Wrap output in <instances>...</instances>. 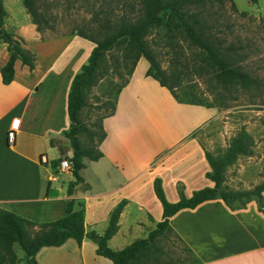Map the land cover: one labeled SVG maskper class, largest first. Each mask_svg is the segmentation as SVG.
Instances as JSON below:
<instances>
[{
  "label": "crops",
  "instance_id": "crops-1",
  "mask_svg": "<svg viewBox=\"0 0 264 264\" xmlns=\"http://www.w3.org/2000/svg\"><path fill=\"white\" fill-rule=\"evenodd\" d=\"M17 1L21 0H15ZM3 4L6 6L5 0ZM5 9L7 14L4 27L21 36L25 47L29 40L41 44L40 32L26 9L25 17L32 29L30 39L25 37L21 29H15L13 24L11 26L8 24L10 11L8 7ZM32 52L35 54V65L32 69L17 58L14 62V76L10 82L4 83L0 73L1 206L28 219L41 222L63 215L69 197L74 198L76 202L83 203L85 200L83 218L85 231H88L93 229L97 219L94 214L89 215V206L86 202L92 197L89 191H96L95 195L99 196L97 205L106 201L104 196H110L107 214L103 217L108 215L109 218L114 206L125 199L126 203L119 215L118 230L108 240L110 241L121 231L123 216L132 212L128 207L130 202L137 201V207L141 208L139 190L146 181L150 182L159 177L163 185L165 178L168 177L176 188H182L179 192H184L186 176L195 174L193 182L208 185L206 183L210 179L205 176V172L210 167L204 154V149L207 148L203 147L196 131L201 127L205 128L213 115L203 121L199 119L190 127V115L194 120L196 114H201L205 110L201 108L208 106L179 100L169 90L167 93L163 89L166 87L159 83L156 85L152 79H148L150 75L145 73V78L136 77L133 69L128 81L115 97L114 111L101 118L105 136L98 144V148L102 155L95 160L82 158L84 167L80 169V174L83 182L76 184L73 192L68 194V182L74 179V176L70 168L62 169L59 162L52 163L48 152L56 146L60 156L58 160L63 158L59 146L63 147L66 155L72 154L63 131L70 125L67 113L70 81L79 68L69 70L66 66L57 70L52 64L41 68L40 54ZM8 56L6 43L0 41V68ZM150 90L161 93L169 101L173 100L172 103L178 107L177 110L183 113L180 120L185 131L164 149L151 154L146 144L148 137L143 134L142 125V119L147 121V118L142 116L146 114ZM14 118H18L19 123L15 130L14 142L9 144L6 142V131ZM88 168L91 170L89 173ZM59 169H62V175ZM145 174L149 175L148 179L139 181ZM261 200L264 201V191ZM204 202L208 201L205 200L194 208H199ZM247 205L236 210L226 207L219 212L204 214L194 230L200 235L199 240L204 242L205 247H189L188 241L182 239L177 227L170 224L171 231L183 243L186 242L184 243L186 248L199 264H264V209L249 212ZM74 207H78L77 203ZM88 217L92 218L87 221ZM124 234L121 232V235ZM96 247L97 244L87 236H84L80 243L70 237L58 246H42L35 257L41 264H113L109 258L96 253Z\"/></svg>",
  "mask_w": 264,
  "mask_h": 264
},
{
  "label": "trees",
  "instance_id": "trees-1",
  "mask_svg": "<svg viewBox=\"0 0 264 264\" xmlns=\"http://www.w3.org/2000/svg\"><path fill=\"white\" fill-rule=\"evenodd\" d=\"M87 1V0H85ZM134 1V2H133ZM129 3V12L113 13V9H94L93 18L97 26L90 33L81 28L77 34L88 38L94 45L87 57V61L80 65L70 81L67 94V113L70 120L69 128L63 131L71 155H66L63 147L59 146L62 157L71 162L70 170L74 179L68 182L67 191L71 194L75 185L83 182L80 169L84 167L83 157L97 159L102 155L98 144L105 136L102 122L97 128H91L82 118V110L88 105L91 89L109 72H115L121 80L117 89L128 81L121 68L129 67L130 74L137 60L144 56L148 60L146 74L166 87L178 99L177 88L185 77V63L172 60L167 68L161 66L155 49L150 45L148 35L153 28L169 27L180 30L186 39L197 46L203 53L200 61H194L193 68L206 85L211 98L202 97L194 103L208 107H228L229 100L236 99L239 92L247 93L254 101V96L264 100V79L251 72L244 63L245 53L234 43L223 44L215 35L209 24L201 15L200 6L208 0H133ZM255 1V0H253ZM38 0H22V4L30 15L31 21L41 30L44 19L38 8ZM99 10V11H100ZM7 11L0 0V41L6 43L9 56L1 66V79L8 83L14 76V62L19 58L30 69L35 65V54L23 45V38L13 31L2 27L5 24ZM116 99V98H115ZM115 99H107L106 105L110 114L115 109ZM190 102V101H188ZM104 114V115H106ZM80 135L95 143L84 144ZM254 139L251 133L241 126L229 139L228 144L220 151L213 153L204 149L210 169L205 172L213 184L205 185L185 195L179 192L175 201L167 199L161 179L155 177L153 189L162 206V218L148 231L146 236L136 238L122 248L115 249L108 244V240L118 230L119 215L126 203L120 200L111 210L108 223L103 232L94 229L85 231L83 218V203L69 197L66 211L63 215L46 221L28 219L13 210L0 205V264H16L18 255L15 244L24 251L27 264H41L35 257L36 252L46 245H61L67 238H74L80 243L84 236L96 244V253L109 258L113 264H134L148 259L150 249L158 248L156 239L171 231L169 219L178 210L194 208L201 202L220 198L231 209L245 207L252 198H257L262 205L264 178L251 188L232 189L225 185L226 170L239 156L252 155ZM85 186L87 184L85 183ZM239 202L234 205L233 202ZM77 203L78 207L74 205ZM262 210V207L259 208Z\"/></svg>",
  "mask_w": 264,
  "mask_h": 264
},
{
  "label": "rangeland",
  "instance_id": "rangeland-1",
  "mask_svg": "<svg viewBox=\"0 0 264 264\" xmlns=\"http://www.w3.org/2000/svg\"><path fill=\"white\" fill-rule=\"evenodd\" d=\"M10 1L5 0V7H8L10 11L8 24L10 26L13 24L15 29H21L25 37L30 39L32 29L28 26L22 0L17 2L13 0L12 3ZM132 1L38 0L39 11L44 17L41 21L42 28L39 31L42 45L29 40L26 47L40 54L39 66L41 68L52 64L57 70L66 66L69 70H77L82 63L87 61L94 45L88 38L78 35L77 29L81 28L85 33L94 30L97 26V21L93 18L94 9L101 12L100 9L110 7L113 13L120 14L123 11L129 12L131 9L129 3ZM200 9L202 18L209 24L211 31L222 40L223 44L234 43L240 46V51L246 55L243 60L244 65L252 73L264 79V0H208L200 6ZM148 40L155 49L162 67L167 68L172 60L186 64L185 77L176 90L179 100L194 102L202 97L211 98L203 79L196 74L193 68L194 61H200L203 53L197 46L190 43L180 30L169 27L153 28L148 35ZM148 65V60L141 56L134 67V75L145 78ZM128 70L129 67L126 66L121 68L126 77L129 76ZM147 78L159 85L150 76ZM121 80L115 72H109L91 89L88 105L82 110V118L91 128L96 129L97 123L108 111L102 102L115 99ZM163 89L169 93L167 88ZM250 98L247 93L239 92L236 99L229 100L228 107L201 108L205 110L201 114H196L194 120L190 115V127L199 119L203 121L213 115L205 128L201 127L196 131L203 147L213 153L223 149L241 126H245L253 136V154L250 157L249 155L239 156L226 170L224 183L232 189L251 188L256 181L264 177V100H260L262 99L260 96H254V101H250ZM172 101L157 91L150 90L149 92L146 114L142 116L147 118V121L142 119V125L143 134L148 137L146 144L149 154L164 149L185 132L181 124L182 120H180L183 113L177 110L178 107ZM178 120L179 123H177ZM80 138L84 144L96 141V137L90 140L80 135ZM48 155L52 163L59 162L60 156L56 146L49 149ZM88 169L89 173L91 170ZM59 171L62 175V169ZM148 177L149 175L145 174L139 181L142 182ZM194 177L195 174L186 176L187 182L183 189L185 195L190 194L193 189L204 186V183L193 182ZM152 182V180L146 181L141 185L140 209L137 207V201L130 202L128 207L132 212L121 219V231L108 241L111 247L122 248L134 239L146 236L148 231L161 219L162 206L154 194ZM206 184L212 185V182L208 180ZM162 186H164L168 200L178 199V192L182 188H176L170 178H165ZM89 192L92 193V197L86 201L89 206V215L94 214L97 218L92 228L101 233L108 223V215L103 216L107 214L110 196H104L106 201L97 205L99 196L95 195L96 191ZM207 201L199 208L181 209L170 219V224L177 227L182 239L188 241L189 247H205L204 242L199 240L200 235L194 230L204 214L219 212L228 207L220 198ZM83 203L85 205V200ZM233 204L238 205L239 202L236 201ZM247 204L249 212L258 211L260 207L264 209V201L261 205L255 197ZM91 218L88 217L87 221ZM121 232L125 234L121 235ZM184 243L175 233L168 231L156 239L158 248L150 249L148 259L143 258L134 264H199ZM15 250L18 255L16 264H27L24 251L18 244H15Z\"/></svg>",
  "mask_w": 264,
  "mask_h": 264
},
{
  "label": "built area",
  "instance_id": "built-area-1",
  "mask_svg": "<svg viewBox=\"0 0 264 264\" xmlns=\"http://www.w3.org/2000/svg\"><path fill=\"white\" fill-rule=\"evenodd\" d=\"M18 123H19V119L18 118H14L12 120L11 126L6 131V142L9 143V144H12L14 142L15 130H16V127H17ZM59 166L62 169H68L71 166V162H70V160L68 158L63 157V158H61L59 160Z\"/></svg>",
  "mask_w": 264,
  "mask_h": 264
},
{
  "label": "water",
  "instance_id": "water-1",
  "mask_svg": "<svg viewBox=\"0 0 264 264\" xmlns=\"http://www.w3.org/2000/svg\"><path fill=\"white\" fill-rule=\"evenodd\" d=\"M2 27H4V25H2ZM71 153H72V150H71Z\"/></svg>",
  "mask_w": 264,
  "mask_h": 264
}]
</instances>
